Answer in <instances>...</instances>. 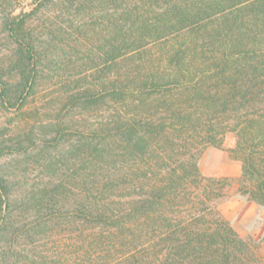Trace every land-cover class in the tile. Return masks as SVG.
<instances>
[{"label":"trees","instance_id":"trees-1","mask_svg":"<svg viewBox=\"0 0 264 264\" xmlns=\"http://www.w3.org/2000/svg\"><path fill=\"white\" fill-rule=\"evenodd\" d=\"M33 1L0 0V160L24 154L48 180L18 195L0 167V264L23 245L32 264H264L218 208L231 180L198 165L225 150L264 207V0H77L101 11L99 61L46 103L32 17L52 0Z\"/></svg>","mask_w":264,"mask_h":264},{"label":"rangeland","instance_id":"rangeland-1","mask_svg":"<svg viewBox=\"0 0 264 264\" xmlns=\"http://www.w3.org/2000/svg\"><path fill=\"white\" fill-rule=\"evenodd\" d=\"M11 1L13 2L11 10L14 14L28 13L36 5L33 0ZM84 4V1L78 3L77 0L73 2L52 0L45 6H40L32 17L33 34L39 39L38 45L42 63L40 84L42 88L36 96L38 103H46L57 96L68 73H72L71 78L82 72L91 73V70L84 71L79 65L83 60H86L88 53L92 55L88 50L92 48L95 50L106 31L103 28V20L100 18L101 11L98 8L92 9V7L86 11L83 8ZM92 57V60L99 61L96 55L93 54ZM83 117L88 118L89 122L95 123L99 119L101 120L103 115L101 116L100 112H95ZM3 121H8V117L0 114V123ZM16 158V161L13 156L0 160V167L3 171L12 173L13 193L20 195L28 191L33 185L48 180V177L40 174L38 170L31 169L32 164H28L29 157L21 154ZM198 165L203 176L227 177L231 180L227 195L218 202V208L238 234L243 239L251 241L259 255L264 256V207L254 204L253 201L251 202L239 194L236 180L241 173V162L232 159L223 149L205 146L198 159ZM23 167L29 171H23ZM15 168L24 172L25 175ZM239 204L245 208V212L242 216L233 218L232 221L229 215ZM61 234L62 232L53 233V236L56 235L54 238L58 239L54 242L40 239L36 248L44 251L47 249L48 252L49 249L61 247L63 242H67L61 239ZM30 247L23 245V256L16 262L12 259V264H32L35 255L33 256V252H28Z\"/></svg>","mask_w":264,"mask_h":264},{"label":"crops","instance_id":"crops-1","mask_svg":"<svg viewBox=\"0 0 264 264\" xmlns=\"http://www.w3.org/2000/svg\"><path fill=\"white\" fill-rule=\"evenodd\" d=\"M241 204H244V202H241ZM241 204H239V206L237 208H235L234 211L231 212V215H229V218L232 221H233V218H235V217L238 218L239 216H242L243 212H245V210H244L245 208ZM254 204H256V203L254 202Z\"/></svg>","mask_w":264,"mask_h":264}]
</instances>
